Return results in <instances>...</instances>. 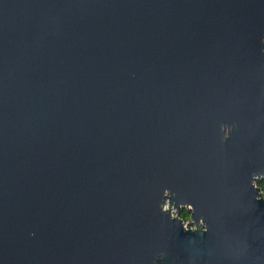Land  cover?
I'll return each mask as SVG.
<instances>
[{
  "label": "water",
  "instance_id": "water-1",
  "mask_svg": "<svg viewBox=\"0 0 264 264\" xmlns=\"http://www.w3.org/2000/svg\"><path fill=\"white\" fill-rule=\"evenodd\" d=\"M262 177L264 0H0V264H264Z\"/></svg>",
  "mask_w": 264,
  "mask_h": 264
},
{
  "label": "trees",
  "instance_id": "trees-1",
  "mask_svg": "<svg viewBox=\"0 0 264 264\" xmlns=\"http://www.w3.org/2000/svg\"><path fill=\"white\" fill-rule=\"evenodd\" d=\"M257 185L260 187L261 191H262V194L264 196V177L260 178L258 181H257ZM189 210L186 209V208H182L179 210V213H178V216L184 221V222H187L188 219H189ZM192 223H188L187 222V226H191Z\"/></svg>",
  "mask_w": 264,
  "mask_h": 264
},
{
  "label": "flooded vegetation",
  "instance_id": "flooded-vegetation-1",
  "mask_svg": "<svg viewBox=\"0 0 264 264\" xmlns=\"http://www.w3.org/2000/svg\"><path fill=\"white\" fill-rule=\"evenodd\" d=\"M180 209H182V208H180ZM180 209H179V210H180ZM172 211H173V210H172ZM178 213H179V212H178Z\"/></svg>",
  "mask_w": 264,
  "mask_h": 264
},
{
  "label": "rangeland",
  "instance_id": "rangeland-1",
  "mask_svg": "<svg viewBox=\"0 0 264 264\" xmlns=\"http://www.w3.org/2000/svg\"><path fill=\"white\" fill-rule=\"evenodd\" d=\"M187 225V224H186Z\"/></svg>",
  "mask_w": 264,
  "mask_h": 264
}]
</instances>
